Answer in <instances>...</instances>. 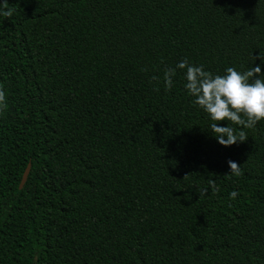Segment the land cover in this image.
<instances>
[{"label":"trees","instance_id":"trees-1","mask_svg":"<svg viewBox=\"0 0 264 264\" xmlns=\"http://www.w3.org/2000/svg\"><path fill=\"white\" fill-rule=\"evenodd\" d=\"M6 2L0 264H264V120L222 147L163 83L260 64L264 0Z\"/></svg>","mask_w":264,"mask_h":264},{"label":"clouds","instance_id":"clouds-1","mask_svg":"<svg viewBox=\"0 0 264 264\" xmlns=\"http://www.w3.org/2000/svg\"><path fill=\"white\" fill-rule=\"evenodd\" d=\"M6 0L0 3V14H10V9L4 8ZM261 63L249 67L244 71H237L234 67L224 69V74H213L204 69L203 65H195L187 58L180 59L174 67H169L163 74V83L171 88L173 78L177 73L183 77V88L192 97V103L202 110L210 121L208 128L216 143L222 147H229L244 142L248 137L244 129H250L264 120V56H259ZM155 79V77H154ZM4 94L0 91V101ZM225 121L224 126L220 125ZM235 127H234V126ZM229 174L239 176L240 166L236 162L228 161ZM211 191L215 193V182ZM204 189L200 195H207ZM236 191L229 193L234 199Z\"/></svg>","mask_w":264,"mask_h":264},{"label":"water","instance_id":"water-1","mask_svg":"<svg viewBox=\"0 0 264 264\" xmlns=\"http://www.w3.org/2000/svg\"><path fill=\"white\" fill-rule=\"evenodd\" d=\"M29 171H30V164L27 165V167H26V169L22 175V179H21V182L19 184V189H22L23 185L25 184L27 177H28V174H29Z\"/></svg>","mask_w":264,"mask_h":264}]
</instances>
